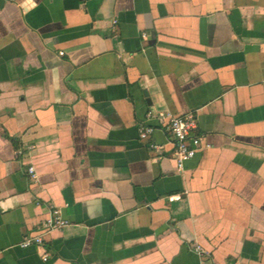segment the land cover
Instances as JSON below:
<instances>
[{
	"label": "crops",
	"instance_id": "crops-1",
	"mask_svg": "<svg viewBox=\"0 0 264 264\" xmlns=\"http://www.w3.org/2000/svg\"><path fill=\"white\" fill-rule=\"evenodd\" d=\"M0 264H264V0H0Z\"/></svg>",
	"mask_w": 264,
	"mask_h": 264
},
{
	"label": "built area",
	"instance_id": "built-area-1",
	"mask_svg": "<svg viewBox=\"0 0 264 264\" xmlns=\"http://www.w3.org/2000/svg\"><path fill=\"white\" fill-rule=\"evenodd\" d=\"M63 55L62 52L59 53ZM160 124L166 125L173 139L172 159L178 169L183 167V164L193 159L198 151L202 149L201 138L191 135L196 128V119L193 113H186L184 115L173 116L168 113H157L153 115L152 112L145 114L144 120L147 122L152 117ZM156 131V127L149 125H141L138 130L139 138L142 141H148L149 148L155 152H161L162 146L150 141V137ZM27 172L31 179H35L34 167L30 166ZM172 199V198H171ZM68 225V222L62 219L59 210L54 206H48V215L41 222V234L38 236L25 237L19 244L20 248L25 249L32 246H42V235L50 233L53 230L61 229ZM198 253L201 252L200 247H196ZM43 261L47 259V254L42 257Z\"/></svg>",
	"mask_w": 264,
	"mask_h": 264
}]
</instances>
